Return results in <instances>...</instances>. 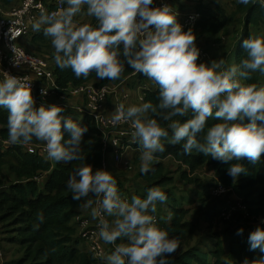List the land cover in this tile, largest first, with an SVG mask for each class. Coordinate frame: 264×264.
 <instances>
[{
    "label": "clouds",
    "instance_id": "1",
    "mask_svg": "<svg viewBox=\"0 0 264 264\" xmlns=\"http://www.w3.org/2000/svg\"><path fill=\"white\" fill-rule=\"evenodd\" d=\"M251 2L264 8V0H236L240 5ZM61 4L66 7L51 13L41 8L31 25L34 32L43 29L50 38L59 69H71L77 79L94 72L97 79L114 81L127 64L158 89L157 105L120 103L110 121L113 126L130 122L142 173L150 172L156 154L165 151L162 139L182 144L186 155L195 150L221 163L237 161L227 169L234 180L246 172L239 161H260L264 84L245 81L252 73L264 74V35L243 39L246 58L239 64L228 65L223 58L198 63L196 37L191 29L184 30L175 7L164 0L158 6L155 0H61ZM85 9L95 26L75 19ZM0 108L8 113V144L42 141L49 160H85L82 141L88 128L60 115L63 109L56 104L37 107L31 84L5 71H0ZM209 118L218 122L209 126ZM66 187L74 201H82V209L90 210L99 238L114 246L102 257L105 264H172L178 237L159 227L151 214L168 199L160 188L150 187L144 198L129 199L119 192L110 171H93L87 163L70 172ZM242 234L238 229L237 235ZM248 244L250 251L258 249L262 255L242 264H264V227L249 234Z\"/></svg>",
    "mask_w": 264,
    "mask_h": 264
},
{
    "label": "trees",
    "instance_id": "2",
    "mask_svg": "<svg viewBox=\"0 0 264 264\" xmlns=\"http://www.w3.org/2000/svg\"><path fill=\"white\" fill-rule=\"evenodd\" d=\"M0 1L7 5L12 2ZM22 1L10 10L21 6ZM217 2L218 0H212L197 4L201 17L192 29L196 37L195 43L203 46L204 51L210 55L205 61L223 58L228 64L234 57V64H239L246 58L242 47L243 39L250 35H264L262 31H252V27L258 31L264 28V8L255 2L240 5L234 0L235 12L228 15L221 9L222 15L216 16L212 13L211 6ZM51 8L54 6L51 5ZM238 13L242 16L232 28L231 23L235 22L234 17ZM75 19L78 21L77 17ZM81 23L95 26L96 21L91 17L90 22ZM231 33L235 35L234 39L227 38ZM27 39L40 51L53 49L50 38L43 35V30L33 32L30 27L20 42ZM32 53L44 56V53ZM199 62L201 61L198 60ZM53 71L58 95L72 86L87 85L92 80H95V86H114L134 74H137L141 81L148 79L135 73L127 64L121 77L114 81L97 79L94 72L86 79H77L71 69L61 70L56 64L53 65ZM259 79L255 72L246 82L260 84ZM157 94V88L145 91L144 102L151 101L157 105ZM74 113L71 117L63 110L60 115L71 117L81 126L88 128L82 141V155L85 160H74L52 168L50 161L38 152L28 151L26 146L11 145L0 150V232L8 240L21 246L23 255L16 264H105L94 257L80 235V221L77 217L91 219L90 210L82 209V201H74L66 187L70 172L83 163L91 165L93 171L104 169L103 134L90 115L80 117L79 112L74 110ZM7 117V110L0 108V132L6 139ZM216 122L218 121L209 118L207 123L210 126ZM68 138L65 133L64 139ZM38 142L41 141L33 140L32 143ZM161 142L165 151L156 154L161 161L157 162L150 172L141 175V181L135 183L136 193L126 192L124 183H117V188L123 195L140 194L141 198H144L146 189L150 187H158L165 192L167 201L158 203L155 213L151 214L155 216L159 227L178 237L179 247L170 258L172 264H242L245 259H258L262 254L258 249L249 250L248 236L258 226L264 227V154L261 155L260 161L255 163L247 159L239 161L246 172L234 180L227 174V169L231 163L237 161L221 163L195 150L186 155L182 144L173 145L169 139H162ZM168 157L179 162L175 171L163 163V159ZM203 167L207 169L204 177L197 173ZM106 170L109 171V166ZM45 172L49 174L40 187L35 177H41ZM218 183L228 192L214 196L216 194L213 191L218 187ZM233 194L239 198H234ZM227 211L232 212L233 217L226 223L221 234L214 232V223ZM190 213V218H187ZM40 214L42 219L38 218ZM204 224H208V228H204ZM238 229H243L242 235H237ZM82 243L83 247L80 246ZM105 248L107 251L106 246Z\"/></svg>",
    "mask_w": 264,
    "mask_h": 264
},
{
    "label": "built area",
    "instance_id": "3",
    "mask_svg": "<svg viewBox=\"0 0 264 264\" xmlns=\"http://www.w3.org/2000/svg\"><path fill=\"white\" fill-rule=\"evenodd\" d=\"M174 1L175 0H164L165 3L172 6ZM209 1L212 0H199L201 3ZM160 3L161 0L155 1V5L157 6ZM51 5L48 4L47 0H23L21 6L0 15V71L8 72L30 83L32 95L36 101L37 107L42 103L51 104V96L54 93L58 94L56 92L57 87L53 65L50 60L29 52L20 43V40L28 33L32 22L39 17L41 8L51 13L64 7V5L61 4V0L54 3V8H51ZM200 17L201 15L198 10H192L183 15V20L180 21V24L184 29L192 30ZM12 33L15 34L14 38ZM199 52L201 59L210 57V55L202 49H199ZM31 73L35 74L37 79L32 78ZM114 90V86L109 84L102 86L87 84L76 87L72 86L63 93L67 94L71 92L74 95L85 96V102L77 106L76 111L81 115H90L103 134L102 143L104 158L102 168L104 169L109 165L110 155L113 156L116 161H119L123 152L134 143L131 135L133 129L130 122H121L113 126L110 123L112 116H108L104 111L106 101ZM126 124L130 126V129L122 130L121 127ZM7 140L8 139L3 138L0 132V146L2 144H8ZM26 149L30 152H38L44 158L48 159L45 151V144L42 141L26 145ZM35 179L39 181L40 177L37 176ZM214 190V192L219 190L220 192L227 191L222 185L219 188H214ZM80 217L81 216H78L77 220L80 221L79 228L82 239L85 241L88 249L94 254V257L100 261L103 260L102 257L107 254V251L98 236L97 221H92L88 218L81 219ZM1 256L2 251L0 250V257Z\"/></svg>",
    "mask_w": 264,
    "mask_h": 264
},
{
    "label": "crops",
    "instance_id": "4",
    "mask_svg": "<svg viewBox=\"0 0 264 264\" xmlns=\"http://www.w3.org/2000/svg\"><path fill=\"white\" fill-rule=\"evenodd\" d=\"M48 4L52 6H55L54 3L59 0H47ZM159 1V0H155ZM234 0H218L217 4L212 5V13L216 16H221L222 10L224 9L228 15H231L236 10V6L233 3ZM21 2V0H12L11 4L7 5L2 3L0 1V15H3L7 13L12 7L18 5ZM199 0H175L173 3V6L175 7L178 16L177 21L180 23L183 19V15L192 11L197 10V3ZM214 6V7H213ZM85 13V14H84ZM242 14L238 13L234 18L235 22L231 23V27L233 28L234 24L236 23V20L241 17ZM77 19L79 22H90L91 17H88L86 15V12H82L77 15ZM253 29V27H252ZM43 30V29H41ZM34 32V31H33ZM235 35L231 33L229 36H227L228 39H234ZM25 48L32 52H39L44 53V58L50 60L51 64L55 65L54 61V55L55 52L52 49V51L43 50L40 51V49L32 44L30 39H27L26 41L20 42ZM51 50V49H50ZM31 77L34 79H37L35 74L31 73ZM95 80L90 81L88 84H93ZM94 85V84H93ZM157 87L148 79L145 81H141L137 74H134L126 79L121 84L114 85V91L112 94L108 97V100L106 101V105L104 107V111L108 116H112L115 110V106L124 103L125 106H129L132 104H141L144 102V96L145 91L147 90H154ZM51 104H56L57 106H60L65 113H67L68 116L73 117L72 115H75L74 110L76 111V107L79 105H82L85 102V96L83 95H74L71 92L67 94H53L50 98ZM80 118V117H79ZM81 119V118H80ZM122 130H129L130 126L128 124L121 127ZM11 146L10 144H2L0 146V150H4L7 147ZM140 148L137 143H133L132 146L128 147L122 154L121 159L119 161H116L113 156H109V171L112 173L114 178L116 179L117 183H124V188L128 189V184L130 183H139L141 181L140 177L142 174L140 171ZM47 161H50L52 164V168L56 167L58 164H67V163H57L55 161L49 160L45 158ZM161 161L160 158L155 156L152 168L157 164V162ZM166 162V160H165ZM164 159L163 163L165 164ZM166 165V164H165ZM96 170V169H95ZM94 170V171H95ZM49 172H45L41 174V177L38 181V184L40 187L45 182V180L48 177ZM136 193V191H134ZM142 195V194H141ZM140 196V194L138 195ZM125 197L131 198L130 195H125ZM144 197V195H143ZM167 209V208H166ZM111 219V218H110ZM92 220V219H91ZM94 221V220H92ZM1 228V224H0ZM104 247H107V255L113 251L114 246L104 243L101 240ZM118 241L117 243H119ZM83 247V243L80 245ZM85 247V245H84ZM21 246L19 244H16L0 232V250H2V256L0 257V264H16L22 257L23 253L20 249ZM105 263L104 260H101Z\"/></svg>",
    "mask_w": 264,
    "mask_h": 264
},
{
    "label": "rangeland",
    "instance_id": "5",
    "mask_svg": "<svg viewBox=\"0 0 264 264\" xmlns=\"http://www.w3.org/2000/svg\"><path fill=\"white\" fill-rule=\"evenodd\" d=\"M215 5V4H214ZM216 6V5H215ZM214 7V6H213ZM85 14V13H84ZM252 31H254V32H260V31H262V32H264V28H262L261 30H257V29H252ZM196 46L198 47V49H202V50H204V47L203 46H201L200 47V45L198 44H196ZM209 58H205V59H201L200 58V56L198 57V60L199 61H205V60H208ZM232 59H234V57L232 58ZM232 59H230V61H228V64H234V62H233V60ZM205 62H208V61H205ZM257 75L259 76V80H258V83H260V84H264V74H261V73H259V72H257ZM247 83V82H246ZM83 115H80V117H82ZM165 160H166V162H165ZM164 162H165V164H166V166L168 167V168H170V169H172L173 171H175V169H177V167H178V163L179 162H177L176 160H174V159H172L171 157H168V158H166V159H164ZM206 167H203V168H201V169H199L198 171H197V173L198 174H200V175H202L203 177L205 176V173L204 172H206ZM209 174H211L210 172H208ZM174 175H178L177 173H173ZM219 184V183H218ZM128 186V189L127 190H125L126 192H134V191H136V186H135V183H130V184H128L127 185ZM219 187H221V185L219 184L218 185V187L217 188H219ZM230 190V189H229ZM215 191V190H214ZM213 191V193L214 194H216V195H214V196H220V195H222V194H224V193H226V192H228V190L226 191V192H220V190L219 191H217V192H214ZM233 196H235V194H233ZM238 196H235L234 198H237ZM239 198V197H238ZM191 212H193V209H191ZM190 215H191V213L187 216V218H190ZM233 217V215H232V212H229V211H227V212H224L222 215H221V217H220V219H218V220H216V222L214 223V227H213V231L214 232H217V233H222L223 232V229H224V227H225V225H226V223L227 222H229L230 220H231V218ZM263 219L261 218L260 219V221H262ZM204 228H208V224H204ZM198 236V235H197ZM223 238V241H224V246H226V241H225V236H223L222 237ZM21 249V248H20ZM2 251V250H1Z\"/></svg>",
    "mask_w": 264,
    "mask_h": 264
}]
</instances>
